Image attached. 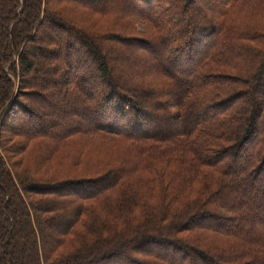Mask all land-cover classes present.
I'll list each match as a JSON object with an SVG mask.
<instances>
[{"label":"trees","instance_id":"16d2710c","mask_svg":"<svg viewBox=\"0 0 264 264\" xmlns=\"http://www.w3.org/2000/svg\"><path fill=\"white\" fill-rule=\"evenodd\" d=\"M0 264H264V0H0Z\"/></svg>","mask_w":264,"mask_h":264}]
</instances>
